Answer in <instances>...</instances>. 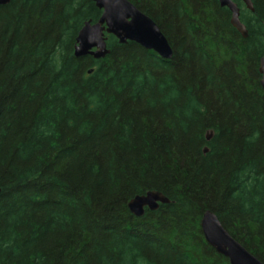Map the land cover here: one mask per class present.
Masks as SVG:
<instances>
[{
    "label": "trees",
    "instance_id": "1",
    "mask_svg": "<svg viewBox=\"0 0 264 264\" xmlns=\"http://www.w3.org/2000/svg\"><path fill=\"white\" fill-rule=\"evenodd\" d=\"M129 1L172 58H77L92 0L0 5V264H230L207 210L264 263V0H234L247 38L217 0ZM148 191L170 202L137 217Z\"/></svg>",
    "mask_w": 264,
    "mask_h": 264
},
{
    "label": "water",
    "instance_id": "2",
    "mask_svg": "<svg viewBox=\"0 0 264 264\" xmlns=\"http://www.w3.org/2000/svg\"><path fill=\"white\" fill-rule=\"evenodd\" d=\"M11 0H0V5H6ZM102 11L96 22H84L78 32L74 54L77 58L92 56L96 60L105 58L110 50L107 46L106 34L116 37L121 44L129 41L136 42L142 47L156 52L163 58L173 56L172 48L160 27L148 15L139 10L129 0H92ZM222 7L231 12V24L244 37H248V30L240 18V8L234 0H217ZM247 9L254 12L252 0H242ZM93 70H90L91 73ZM260 84L264 90V55L259 60ZM213 131L207 133L210 141ZM209 151L208 147L204 152ZM1 192V189H0ZM170 200L158 191H148L135 196L128 204L132 214L142 217L146 209L156 211L160 204H168ZM201 229L206 241L230 264H264L249 252L223 226L217 215L207 210L201 218Z\"/></svg>",
    "mask_w": 264,
    "mask_h": 264
}]
</instances>
